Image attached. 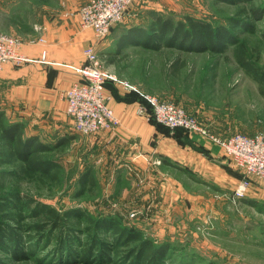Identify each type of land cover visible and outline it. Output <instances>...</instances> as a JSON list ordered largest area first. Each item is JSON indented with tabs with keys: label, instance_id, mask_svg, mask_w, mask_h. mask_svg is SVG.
I'll return each mask as SVG.
<instances>
[{
	"label": "rangeland",
	"instance_id": "obj_1",
	"mask_svg": "<svg viewBox=\"0 0 264 264\" xmlns=\"http://www.w3.org/2000/svg\"><path fill=\"white\" fill-rule=\"evenodd\" d=\"M87 1L0 0V31L28 42L43 34L44 23L52 21L61 11L62 15L70 16L67 12L76 10L70 8ZM136 1H145L149 9H137ZM262 10L264 0H134L124 19L129 11L135 12L143 25L151 24L157 16H171L176 22L193 16L215 26H225L237 42L205 51L183 50L158 42L157 47L130 42L118 53L119 44L111 38L114 45L108 51H97L105 70L144 93L180 105L223 138L236 133H264V81L256 79L238 60V55L243 54L264 80V17L256 15L262 14ZM176 57L184 59L186 66L172 74L170 64ZM10 87L0 85V113L6 124L23 122L26 136H38L51 146L67 135L75 138L46 154L49 160L60 163L56 181L35 175L17 182L15 177L21 163L0 162V199L8 192H19L63 211L79 207L94 219L114 217L121 228L141 230L159 246L169 244L167 257L157 264H264V180L250 177L234 166L219 145L187 131L189 136L216 146L214 157L225 176L219 174L220 179L213 182L203 175L204 178L201 176L196 181L182 171L171 169L170 173L179 182L155 187L148 201L137 200L133 186L136 182L132 185L130 173L125 172L126 177L119 170H107L110 158L107 161L105 157L102 162L88 147L87 136L95 133L82 135L58 126L60 123L47 124L38 117L23 115L20 112L23 108L11 105L6 97ZM87 170L97 184L79 195L81 179ZM5 172H10L9 176ZM245 177L249 178V184L238 198ZM11 227L17 228L14 224ZM78 228L83 231L77 233L81 241L78 245L75 240L74 248L69 244L59 245L57 240L41 242L38 237L29 240L26 236L34 234L32 231L16 229L23 238L17 257L10 251V237L5 234L0 239V264H135L137 255L127 256L137 249L138 242L118 246L113 255L105 251L104 255L85 257L86 261L69 259L73 250H80L86 246L83 242L90 241L92 232L86 230L90 222L82 219ZM98 237L109 244L117 236L107 231L99 232ZM32 248L36 249L35 254L26 252Z\"/></svg>",
	"mask_w": 264,
	"mask_h": 264
},
{
	"label": "crops",
	"instance_id": "obj_2",
	"mask_svg": "<svg viewBox=\"0 0 264 264\" xmlns=\"http://www.w3.org/2000/svg\"><path fill=\"white\" fill-rule=\"evenodd\" d=\"M145 4V1H136L135 5L140 10L149 9ZM74 7L69 8H79ZM132 11H129L123 22L113 27L110 38L102 41H96L93 30L82 26L78 14L64 16L61 11L52 21L44 23L46 30L41 35L46 37L47 45L26 44L24 51L30 56L39 57L43 50H47L48 59L52 63L5 64L0 70V85L11 86L10 93L6 95L9 103L23 108L20 111L23 115L38 117L47 124L60 123L58 126L74 131L73 120L67 113L64 92L79 80V75L70 65L84 62V48L88 44L94 43L96 49L108 51L114 45L111 38L119 44L118 49L120 45H128L146 36L152 23L144 22L146 25H143V20L136 18V13ZM147 25L149 28H144ZM107 89L112 95L110 106L120 123L113 130L87 136L88 147L95 151L97 159L102 162L105 157H108L107 161L110 158L111 162L106 164L107 170L130 173L132 185L136 182L133 186L137 200L140 198L148 201L155 187L166 186L171 181L179 182L170 173L171 169L182 171L196 181L202 179L203 175L213 182L220 179L219 174L225 176L220 173L214 157L217 154L216 146L189 136L184 130L168 131L152 119L139 114L140 102L135 100L133 93L129 92L131 90L124 85L112 81L107 84ZM145 184L146 188H143ZM177 191L180 193L178 188Z\"/></svg>",
	"mask_w": 264,
	"mask_h": 264
},
{
	"label": "trees",
	"instance_id": "obj_3",
	"mask_svg": "<svg viewBox=\"0 0 264 264\" xmlns=\"http://www.w3.org/2000/svg\"><path fill=\"white\" fill-rule=\"evenodd\" d=\"M264 17V11L262 10ZM146 36H141L135 42L146 47H157V42L169 47H176L185 50H208L217 49L221 44L235 45L237 42L234 36L225 26H215L207 20L187 16L185 19L175 21L171 16L157 18L152 22L149 31H146ZM154 42V43H152ZM120 45L117 52L120 53ZM238 60L242 66L246 68L256 79L264 81L258 76V71L254 65L248 62L243 54L238 55ZM186 62L181 57H176L170 64V71L176 74ZM112 81H108L107 84ZM133 97L140 103L148 105L147 101L136 91ZM154 121V120H153ZM168 131L171 129L163 124L155 122ZM23 122H12L10 125L4 121L3 114L0 113V162L2 164H13L19 161L20 169L16 173V181L25 179L27 176L41 175L42 178L49 177L56 181L60 174V163L56 160H49L46 154L53 151L58 145H68L75 138V135H67L63 137L59 143L55 145L46 144L38 136H26ZM176 131L184 130L182 128L175 129ZM186 131V130H184ZM187 132V131H186ZM9 176L10 172H5ZM12 174V173H11ZM97 182L91 171L87 170L81 179V190L79 195H83L89 189L96 186ZM82 219L90 222L91 231L90 241L83 242L85 247L80 250H73L69 259H77L78 261H86L85 257L94 256L97 253L104 255L105 251L113 255L120 245H131L137 243V249H133L127 257H135V264H157L167 257L169 252V244L157 245L151 239L145 237L143 232L138 229L121 228L119 222L114 217H104L94 219L91 213L79 207L68 208L63 211L56 208L54 205L40 201L29 194H20L19 192H8L2 195L0 199V239H4L5 234L10 237L9 249L15 256L21 249L18 248L20 243H23V238L16 229L22 231L29 230L34 234L29 233V240L38 237L39 240L58 241L59 245L66 244L73 246L72 243L76 240L80 245L77 233L83 231L78 228V224ZM27 221H30L29 223ZM14 224L17 228H12ZM5 231V232H4ZM113 231L117 236L113 243H103L99 237V232ZM4 232V235L2 234ZM2 236V237H1ZM26 242H24L25 244ZM86 248V249H85ZM36 249L32 248L28 252L35 254ZM129 253V254H130ZM18 256V255H17ZM16 256V257H17ZM101 258V257H98ZM159 260V262L157 261Z\"/></svg>",
	"mask_w": 264,
	"mask_h": 264
},
{
	"label": "built area",
	"instance_id": "obj_4",
	"mask_svg": "<svg viewBox=\"0 0 264 264\" xmlns=\"http://www.w3.org/2000/svg\"><path fill=\"white\" fill-rule=\"evenodd\" d=\"M133 2L134 0H88L76 10L68 11L67 15L78 14L82 26L92 29L95 40L102 41L110 36L115 25L123 21ZM47 43L45 36L25 42L18 36L0 31V70L7 63L16 65L28 62L52 63L48 59L47 50H43L39 57L30 56L24 51L26 44L46 46ZM84 56L85 60L81 64L70 65L79 75V80L64 92L67 113L73 120L75 132L93 134L114 129L119 125L120 119L110 106L112 95L107 89V82L114 81L138 92L147 101L148 105L142 103L139 105V114L171 130L182 128L198 134L212 144L219 145L234 166L250 177L257 176L264 180V133L255 135L236 133L223 138L180 105L144 93L135 85L120 80L105 70L94 43L84 48ZM248 184L249 178H243L240 184L242 191L238 198L244 195L243 190Z\"/></svg>",
	"mask_w": 264,
	"mask_h": 264
}]
</instances>
